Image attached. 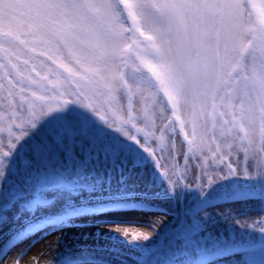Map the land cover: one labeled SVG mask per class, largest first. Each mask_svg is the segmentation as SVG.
Wrapping results in <instances>:
<instances>
[{
  "label": "rangeland",
  "instance_id": "obj_1",
  "mask_svg": "<svg viewBox=\"0 0 264 264\" xmlns=\"http://www.w3.org/2000/svg\"><path fill=\"white\" fill-rule=\"evenodd\" d=\"M164 2L152 0L153 22L137 33L150 67L133 51L94 74L65 50L32 73L43 89L0 90V264H264V54L254 40L264 0H186L233 6L159 16ZM13 20L5 29L0 19L13 34L0 41V64L32 39ZM162 63L184 74L175 108L153 74ZM245 155L256 156L247 170Z\"/></svg>",
  "mask_w": 264,
  "mask_h": 264
},
{
  "label": "snow or ice",
  "instance_id": "obj_2",
  "mask_svg": "<svg viewBox=\"0 0 264 264\" xmlns=\"http://www.w3.org/2000/svg\"><path fill=\"white\" fill-rule=\"evenodd\" d=\"M232 6L224 3H188L186 0H165L164 3L158 6V14L159 16H166L173 12L179 14L184 9H213L220 12ZM255 7V5L252 6V8ZM150 10H157V5L153 4L152 0H0V19L7 21L3 27L5 29L9 28L15 23L13 17L18 16L25 21L32 32L30 41L21 40L15 49L8 47L4 50L6 62L0 64L4 83L0 84V90H6L11 95L15 92L17 85L22 87L38 85L43 89L45 87L43 82L33 78L32 73L36 72V77H39V72L36 70H43L47 60H53L57 53H63L65 50H67L68 56L74 59L77 64L83 65L84 62H87L96 65L95 69H91L94 74L102 71L101 66L105 57L119 58L122 63L127 64V57L133 51H135L141 65L150 67L148 61L140 55L145 49L141 48L143 42L137 36V33L140 34L146 22H153L149 17ZM125 13L127 20L131 22L129 28L124 26ZM259 14L264 16V5H261ZM252 15L253 13L250 12V18ZM255 23L257 27L254 32H257L258 35L254 34V40L258 39L259 51L264 54V19H258ZM155 31L159 32L160 29L156 28ZM125 33H131V35L125 37ZM12 36L13 34L10 32H0V41H7ZM50 36L52 40L49 39ZM120 37H125L127 40L122 47L107 43L109 38L117 39ZM56 38L63 42V48L59 46V42L53 43ZM77 44L102 49V53L91 57L81 55L76 51ZM38 47L42 49L39 54L36 52ZM149 47L152 53L162 55L161 49L155 40L151 42ZM13 57L15 63H13ZM21 57L26 58L21 60ZM45 57H47V60H45ZM60 67L65 66L61 64L57 69L52 70L56 72L57 76L60 75ZM5 69L7 71H3ZM66 70L69 73L71 72L70 69ZM153 74L172 101L173 108H175V105L179 102V90L184 75L180 66L178 65L173 70L169 65L162 63L158 66V70L153 69ZM8 77H11V79H8ZM120 79L123 81L122 75ZM260 83L264 87V78H261ZM96 84L97 81L93 78L88 80L84 87L88 88ZM79 103L82 104L83 102L80 101ZM137 131H142V129H137ZM125 135L128 134L125 133ZM148 135V133H145V136ZM19 138L17 137V139ZM130 139L135 140L136 138L131 137ZM253 157L256 156L245 155V170L252 165ZM237 158L239 159V156ZM155 163L158 168L163 167L159 160H155ZM256 167L260 175H264V158L259 157L256 159ZM238 171V168L232 167L230 163L228 164L227 175L237 174ZM162 175L164 176V174ZM184 179L187 180L188 177L185 176ZM177 183L179 182L169 184L174 185ZM211 183L210 180L208 185ZM140 236L147 238L149 235L135 233L132 238H139ZM22 254V252L18 253V255ZM2 259L3 256H0V260Z\"/></svg>",
  "mask_w": 264,
  "mask_h": 264
},
{
  "label": "bare ground",
  "instance_id": "obj_3",
  "mask_svg": "<svg viewBox=\"0 0 264 264\" xmlns=\"http://www.w3.org/2000/svg\"><path fill=\"white\" fill-rule=\"evenodd\" d=\"M88 257H90L91 259H94L93 256H89V255L86 256L85 258H88ZM241 257L243 258V255H241Z\"/></svg>",
  "mask_w": 264,
  "mask_h": 264
}]
</instances>
